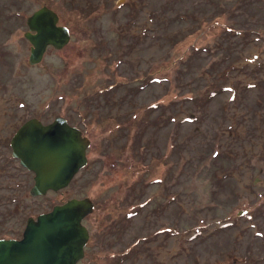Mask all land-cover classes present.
<instances>
[{
	"label": "rangeland",
	"instance_id": "obj_1",
	"mask_svg": "<svg viewBox=\"0 0 264 264\" xmlns=\"http://www.w3.org/2000/svg\"><path fill=\"white\" fill-rule=\"evenodd\" d=\"M42 5L69 39L29 64ZM56 115L87 164L31 195L9 138ZM83 196L77 264H264V0H0V237Z\"/></svg>",
	"mask_w": 264,
	"mask_h": 264
},
{
	"label": "water",
	"instance_id": "obj_2",
	"mask_svg": "<svg viewBox=\"0 0 264 264\" xmlns=\"http://www.w3.org/2000/svg\"><path fill=\"white\" fill-rule=\"evenodd\" d=\"M57 21V13L46 5L25 17L29 64L37 63L47 46L60 48L68 41V28ZM89 143L80 128L60 115L45 122L28 117L9 138L11 156L32 172L31 195L66 186L85 165ZM93 207L87 196L69 197L27 217L19 237H0V264H76L88 239L82 219Z\"/></svg>",
	"mask_w": 264,
	"mask_h": 264
},
{
	"label": "flooded vegetation",
	"instance_id": "obj_3",
	"mask_svg": "<svg viewBox=\"0 0 264 264\" xmlns=\"http://www.w3.org/2000/svg\"><path fill=\"white\" fill-rule=\"evenodd\" d=\"M57 23H58V22H57ZM58 24H59V23H58ZM29 45H30V44H29ZM86 228H87V227H86ZM87 230H88V229H87ZM20 235H21V234H20ZM20 235H19V236H20ZM19 236H17V237H19ZM88 236H89V233H88ZM86 242H87V241H86ZM84 246H85V245H84ZM83 255H84V252H83ZM82 257H83V256H82ZM82 257H81V258H82ZM79 260H80V259H79ZM79 260H78V261H79ZM78 261H77V263H78ZM77 263H76V264H77Z\"/></svg>",
	"mask_w": 264,
	"mask_h": 264
},
{
	"label": "bare ground",
	"instance_id": "obj_4",
	"mask_svg": "<svg viewBox=\"0 0 264 264\" xmlns=\"http://www.w3.org/2000/svg\"><path fill=\"white\" fill-rule=\"evenodd\" d=\"M65 24H66V23H65ZM66 26H68V25H66ZM24 39H25V38H24ZM52 48H53V47H52ZM60 49H61V48H60ZM42 55H43V54H42ZM84 134H85V133H84ZM88 136H89V135H88ZM88 136H87V137H88ZM86 154H87V153H86ZM86 164H87V163H86ZM79 171H80V170H79ZM77 173H78V172H77ZM77 173H76V174H77ZM74 175H75V174H74ZM74 177H75V176H74Z\"/></svg>",
	"mask_w": 264,
	"mask_h": 264
},
{
	"label": "trees",
	"instance_id": "obj_5",
	"mask_svg": "<svg viewBox=\"0 0 264 264\" xmlns=\"http://www.w3.org/2000/svg\"><path fill=\"white\" fill-rule=\"evenodd\" d=\"M215 21H217V20H215ZM217 24H219V22H216Z\"/></svg>",
	"mask_w": 264,
	"mask_h": 264
}]
</instances>
